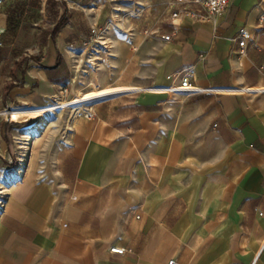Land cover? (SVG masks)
<instances>
[{
	"label": "crops",
	"instance_id": "obj_1",
	"mask_svg": "<svg viewBox=\"0 0 264 264\" xmlns=\"http://www.w3.org/2000/svg\"><path fill=\"white\" fill-rule=\"evenodd\" d=\"M66 1L69 20L41 53L15 48L24 15L5 40L0 110L78 93L92 0ZM159 1L99 52L100 86L118 91L91 119L56 118L31 138L0 118V264H264V95L162 90L191 71L200 86L264 85V0H231L215 23L189 7L176 26Z\"/></svg>",
	"mask_w": 264,
	"mask_h": 264
},
{
	"label": "rangeland",
	"instance_id": "obj_2",
	"mask_svg": "<svg viewBox=\"0 0 264 264\" xmlns=\"http://www.w3.org/2000/svg\"><path fill=\"white\" fill-rule=\"evenodd\" d=\"M54 1L57 3L58 15H61L63 10L60 8L58 9V6L63 5L64 2L67 3V1ZM157 1L158 0H92L91 5L88 7L89 18L92 22V26L97 25L98 27L105 28L106 30L103 34V38L98 41L91 40V27L86 30L87 41L85 46L87 47V56L83 57L81 66H79L81 70V75L77 79L79 91L74 96H66L59 99L60 101H68L73 98L74 100L70 103L62 102L64 106H71L72 109H66L53 113H43L45 112L44 109L40 111L42 112L40 113V116L38 115L35 107H46L51 105L53 102L41 106L19 103H13L12 105H9L11 100H8L6 107L0 110V112H6V115H3L4 113L0 114V118L7 121V124L5 125L6 129L9 130L7 133L13 135L24 133L25 135H29L32 138L45 131V129L51 125V122L56 118H69L73 114L75 107H81V103L83 102L87 103L86 95L95 87L103 91L111 89L113 86H100L103 66L99 52L107 50V47L109 48V46H111L109 38L117 35L120 36L122 34H131L132 31L122 29L123 24L145 19L146 15L141 13L143 11L147 13L149 10L154 9L156 7L155 3H157ZM6 4V0H3V3L0 4V10L5 9L8 12L10 5L7 6ZM26 4L27 6L24 12L25 17L23 30L18 34V42L20 43V47L15 48H18L17 51L24 50V53H26L28 56L23 55V58L29 59L33 58L37 53H41L43 50V44L48 40L50 31L55 24V19L53 18L55 12H52V15H50L48 9L50 3L48 0H26ZM28 7H33V10L30 11ZM21 19L18 21V26H16L18 28L20 27L19 25L21 23ZM16 31L14 32L8 30L2 34L0 37V42L2 43L0 46L1 49H4L6 39L10 40L12 37L16 36ZM104 41L107 44H105ZM15 111H28V113L22 114ZM43 114L47 115L43 116ZM27 116L28 119H21L26 118ZM9 163L14 167L16 166V162L14 160H10ZM6 196L7 192L0 187V201L5 203Z\"/></svg>",
	"mask_w": 264,
	"mask_h": 264
},
{
	"label": "built area",
	"instance_id": "obj_3",
	"mask_svg": "<svg viewBox=\"0 0 264 264\" xmlns=\"http://www.w3.org/2000/svg\"><path fill=\"white\" fill-rule=\"evenodd\" d=\"M231 0H160L159 3L168 7L169 13L172 16V24L176 26L177 18L179 17L182 10H188L189 7H194L196 14L195 17L202 20H210L212 22H216L217 18L227 9ZM3 3V0H0V4ZM105 28L98 27L97 25H93L90 28L91 32V40L98 41L103 38V34L105 32ZM4 29H0V37L4 33ZM145 35H149L152 31L146 29L144 31ZM250 33L245 29H240L236 40L238 42L241 50L245 49L248 45V41L250 39ZM164 40H171V35H164ZM103 42V41H102ZM2 43L0 42V46ZM91 46V44H90ZM194 73L193 71L186 73L181 77L179 83L171 84L165 87H162V90L172 94V95H196V94H218L223 92L229 93H237V94H245V95H264V85L260 86H242V87H231V88H223L217 86H200L192 82V77ZM144 90H148L146 87H135L128 91L133 92H141ZM106 98V97H105ZM101 99V98H100ZM99 99V100H100ZM74 99H70L67 102H71ZM98 100V101H99ZM10 101V100H9ZM97 102L92 103H81V107L76 109L74 112V117H85L91 119L94 116L93 113V105ZM62 101H54L51 105L46 107H42L45 109V113H53L60 112L66 109H72L71 106H62ZM4 112H0L2 114ZM4 202L0 201V210L3 209ZM262 215V212L258 213ZM137 218L140 215H136ZM111 251L114 253L122 254L125 249L123 247H112ZM167 264H178L175 259L169 260Z\"/></svg>",
	"mask_w": 264,
	"mask_h": 264
},
{
	"label": "trees",
	"instance_id": "obj_4",
	"mask_svg": "<svg viewBox=\"0 0 264 264\" xmlns=\"http://www.w3.org/2000/svg\"><path fill=\"white\" fill-rule=\"evenodd\" d=\"M49 4V12L50 15H52V12H55L53 15V18L55 19V24L52 27L50 31V39L55 42L56 35L60 31V29L68 22V17L64 13L62 16L59 17L57 9V3L54 0H48ZM65 4V3H64ZM26 0H20L18 2H15L14 4L10 5L8 9V28L6 31L11 30V31H16L18 27V21L23 17L24 12L26 10ZM64 6V5H62ZM3 49L0 48V52ZM61 65V61H59L58 65ZM53 71L54 76L51 78L54 80H59V74H60V68L57 69V66L51 67L50 68ZM16 109V108H13ZM19 110H25V109H19Z\"/></svg>",
	"mask_w": 264,
	"mask_h": 264
},
{
	"label": "bare ground",
	"instance_id": "obj_5",
	"mask_svg": "<svg viewBox=\"0 0 264 264\" xmlns=\"http://www.w3.org/2000/svg\"><path fill=\"white\" fill-rule=\"evenodd\" d=\"M117 91L118 90H113V89H109V90L103 91V90H100L97 87H95L92 91L87 93L86 101H87V103L97 102L100 98L103 99L105 97H109V96H111L112 94H114ZM62 102L70 103V102H67V101H62ZM62 106H64V105H62ZM79 108H80V106L75 107L74 110H73V114H74L75 110L79 109ZM45 115H47V114H45Z\"/></svg>",
	"mask_w": 264,
	"mask_h": 264
}]
</instances>
